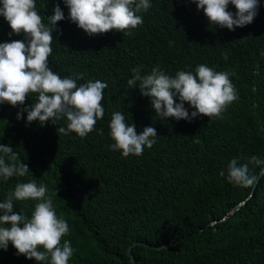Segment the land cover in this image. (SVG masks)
<instances>
[{
    "label": "trees",
    "instance_id": "16d2710c",
    "mask_svg": "<svg viewBox=\"0 0 264 264\" xmlns=\"http://www.w3.org/2000/svg\"><path fill=\"white\" fill-rule=\"evenodd\" d=\"M57 4L67 17L61 0H36L42 22ZM150 5L138 13L142 23L125 30L130 35L109 30L89 36L67 18L57 22L49 67L62 78L78 76V85L106 82L105 112L81 138L57 132L66 127L64 119L26 124V114L17 120L18 108L0 104V144L13 148L17 163L32 173L0 182V200L18 182L44 184L57 217L68 224L60 241L73 248L67 264H132L127 249L135 243V264H264V174L255 187L225 178L233 157L264 161V6L250 24L228 31L209 28L203 10L189 0ZM9 32L0 18V42L23 38ZM200 64L229 73L235 89L236 99L218 116L160 120L149 98L126 84L140 65L142 75L159 65L174 76ZM35 102L30 93L20 107ZM115 111L126 114L138 134L155 127V144L139 156L109 150ZM262 166L251 168L256 179ZM222 169L225 176L218 175ZM35 203L14 201V210L30 216ZM161 246L167 247L154 249ZM0 264L47 262L25 259L9 244L0 250Z\"/></svg>",
    "mask_w": 264,
    "mask_h": 264
},
{
    "label": "clouds",
    "instance_id": "9594fccd",
    "mask_svg": "<svg viewBox=\"0 0 264 264\" xmlns=\"http://www.w3.org/2000/svg\"><path fill=\"white\" fill-rule=\"evenodd\" d=\"M67 8V17L57 4L46 16V23L36 10V0H0V18L6 21L9 36L23 35L22 39L0 42V104L7 103L19 110L16 119L24 116L25 123L64 119L66 127L57 132H70L85 137L94 131V126L105 112L103 90L106 82L88 80L77 84L78 76L61 77L49 67L52 53V33L58 21L67 18L86 35L103 34L109 30L130 31L142 23L138 13L149 9L150 0H61ZM197 11L203 10L209 28L218 27L228 31L241 28L252 22L257 15L261 0H189ZM231 5L235 11H229ZM227 58L226 56L224 57ZM143 65L132 68L126 81L129 88H137L139 94L149 98L151 109L160 120L172 118L190 122L203 115L218 116L227 104L236 99L229 73L218 72L200 64L193 71L178 70L174 76L166 74L159 65L141 74ZM32 93L36 102L24 105ZM194 109L189 112L185 108ZM122 111L111 114L108 122V148L122 157L139 156L145 148H151L157 139L153 126L145 127L139 134L133 123ZM102 131V130H101ZM17 153L8 144H0V182L13 176L24 177L31 173L27 164L17 163ZM264 164L255 155L233 157L218 175L225 176L234 186L250 187L256 177L251 168ZM32 174V173H31ZM44 184L31 181L16 183L3 200H0V250L9 244L17 255L35 262L67 264L73 254L68 240L61 238L68 233L65 219L58 218L53 202L46 194ZM56 194V193H55ZM57 196V195H56ZM36 201L30 216L14 210V201Z\"/></svg>",
    "mask_w": 264,
    "mask_h": 264
},
{
    "label": "water",
    "instance_id": "95a60500",
    "mask_svg": "<svg viewBox=\"0 0 264 264\" xmlns=\"http://www.w3.org/2000/svg\"><path fill=\"white\" fill-rule=\"evenodd\" d=\"M263 174H264V164H263V166H262V168H261V170H260V172H259V175H258L257 179H256L255 182H254V185H253L254 187H255L256 183L258 182L259 178H260ZM236 208H237V207H236ZM236 208H235V209H236ZM235 209H234V210H235ZM134 245H136V243H135V244H132V245L127 249V255L130 257V261H131L132 264H135V261H134L133 256L131 255L130 249H131V247L134 246ZM166 247H167V246H161V247H156V248H154V249L160 250V249H164V248H166Z\"/></svg>",
    "mask_w": 264,
    "mask_h": 264
}]
</instances>
